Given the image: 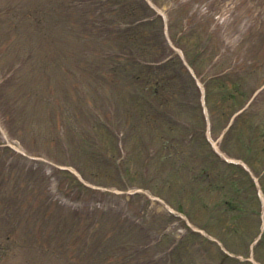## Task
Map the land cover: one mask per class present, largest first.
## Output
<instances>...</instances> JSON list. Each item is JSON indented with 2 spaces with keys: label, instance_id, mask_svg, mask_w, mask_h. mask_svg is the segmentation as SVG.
I'll return each mask as SVG.
<instances>
[{
  "label": "rangeland",
  "instance_id": "1",
  "mask_svg": "<svg viewBox=\"0 0 264 264\" xmlns=\"http://www.w3.org/2000/svg\"><path fill=\"white\" fill-rule=\"evenodd\" d=\"M148 1L164 16L165 33L175 46L176 61L167 54L171 50L162 53L154 38L161 61L166 58L169 66L176 63L181 83L176 95L168 83L152 88L145 82L146 74L144 80L132 82L111 74L85 75L81 65L85 48L67 24L66 0H59L57 7L55 0H0V11L14 8L18 19L14 25L0 19V48L5 56L0 58V109L14 116L9 126L24 125V133H30L26 144L30 159L49 150L61 161H78L85 175L83 184L89 188L75 212L54 200L62 196L51 179L48 189L49 161L39 164L42 168H29L23 182L15 178L4 182L0 264H112L110 259L124 256L129 264H142L154 257L157 247L164 257L162 262L156 257L157 264H163L168 253L167 264H252L254 260L263 264L264 243L254 250L250 246L264 230V205L249 174L258 188L264 186V0ZM25 6H36L32 10L40 13L39 18L36 13L22 18ZM176 35L180 39L174 43ZM183 47L193 56L206 48L195 61L196 68L190 69L196 84L186 73L179 74L178 53L188 65ZM97 49L94 54L101 56L104 50ZM93 63L88 61L86 66ZM134 89H141L149 99L135 105L130 97ZM154 104L170 112L167 117L175 132L165 122L139 123L121 150L115 142L118 135L99 127L95 116L106 111L112 119L119 110L128 124V117L138 111H127L150 109ZM204 109H209L207 116ZM70 124L91 137L89 125L97 128L90 150H96L100 164H94L95 157L84 150L76 157L71 146V156L66 157L60 134L71 138L72 129L67 133L66 128ZM34 126L40 128L43 145L39 143V148L31 139ZM138 129L147 136L154 129L155 140L142 147ZM1 130L5 141L15 143L12 135ZM208 141L223 157L240 163L247 158L252 167L249 174L219 157ZM140 199L148 200V224L143 231L134 219L143 214ZM172 211L175 217L169 216ZM127 212L134 216L128 217ZM202 226L206 229L200 235L192 233ZM165 227L169 232L165 239L149 240ZM176 244L183 247L179 256Z\"/></svg>",
  "mask_w": 264,
  "mask_h": 264
},
{
  "label": "trees",
  "instance_id": "2",
  "mask_svg": "<svg viewBox=\"0 0 264 264\" xmlns=\"http://www.w3.org/2000/svg\"><path fill=\"white\" fill-rule=\"evenodd\" d=\"M58 1L55 0L56 7ZM66 2L68 9L65 7V3L62 7L68 11L67 24L68 26L72 25L74 35L81 40L85 48L84 58L81 60L85 75H94L95 72L100 75L111 74L132 82L134 79L143 78L144 80L146 74L148 77H145V82H150L148 84L150 86L153 84L152 88L157 87V84L160 83L163 85L168 83L172 85L170 89L174 91V94L176 93V88H173L176 80L172 75L171 67L169 69L167 66H153L154 61L160 60L161 49L154 38L158 40V43L163 42L162 26L159 16L145 20L150 17V8L144 0H66ZM32 8H36V6H25L22 18H30L27 16L30 14L31 16L35 15L36 10H32ZM39 15L40 13L37 12V19ZM2 17L13 25L18 20L14 8L0 11V19ZM160 45L163 47L162 43ZM97 48L104 50L101 56L94 54L95 50L98 52ZM2 49L0 48V58L5 57ZM162 51L166 55L164 50ZM88 52H91L90 56ZM148 60L151 62L150 65L144 63ZM88 61L94 62L91 67L86 66ZM121 62L119 67L118 64ZM144 89L146 86H143L142 90ZM157 93L156 90L153 91V95ZM130 97L135 105L146 98L141 89L130 91ZM157 106L154 104L150 109H157ZM138 110L139 117L143 116L144 111ZM75 134L82 138L80 133ZM78 144L80 143L74 140V145ZM83 144V149L89 150L91 142L88 138L83 140ZM78 146L81 148L80 145ZM68 176L71 175L68 174Z\"/></svg>",
  "mask_w": 264,
  "mask_h": 264
}]
</instances>
